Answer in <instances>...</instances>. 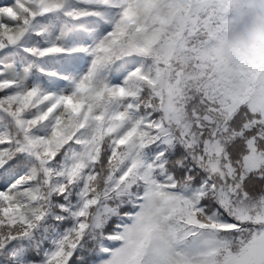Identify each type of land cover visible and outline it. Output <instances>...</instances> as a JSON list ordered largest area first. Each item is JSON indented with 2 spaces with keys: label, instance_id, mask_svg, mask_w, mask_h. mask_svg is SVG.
<instances>
[{
  "label": "snow or ice",
  "instance_id": "6c2138e0",
  "mask_svg": "<svg viewBox=\"0 0 264 264\" xmlns=\"http://www.w3.org/2000/svg\"><path fill=\"white\" fill-rule=\"evenodd\" d=\"M0 264H264V0H0Z\"/></svg>",
  "mask_w": 264,
  "mask_h": 264
}]
</instances>
